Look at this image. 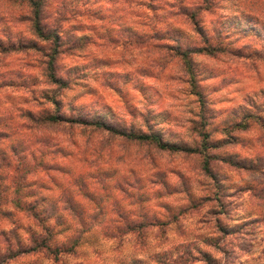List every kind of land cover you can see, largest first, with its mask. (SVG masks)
I'll use <instances>...</instances> for the list:
<instances>
[{
  "label": "rangeland",
  "instance_id": "rangeland-1",
  "mask_svg": "<svg viewBox=\"0 0 264 264\" xmlns=\"http://www.w3.org/2000/svg\"><path fill=\"white\" fill-rule=\"evenodd\" d=\"M45 4L61 36L56 82L27 2L0 0V45L18 49L0 51V264H264V0ZM205 45L224 50L194 52ZM92 120L181 148L207 134L211 174L201 154Z\"/></svg>",
  "mask_w": 264,
  "mask_h": 264
},
{
  "label": "trees",
  "instance_id": "trees-1",
  "mask_svg": "<svg viewBox=\"0 0 264 264\" xmlns=\"http://www.w3.org/2000/svg\"><path fill=\"white\" fill-rule=\"evenodd\" d=\"M27 2L28 9L29 11V28H30V33L36 37L37 39L43 40L45 42L50 43V49L49 51L45 54H42L43 51L40 50V48L37 47V44L35 41H31V45L29 49L33 50H38L42 54V60L44 63L45 67V75L50 79L51 82H56L58 81L55 74H54V60L56 59V54H58L59 48H60V40L61 36L59 32H57L56 29H50L48 28L45 24H43V13L45 9V1L46 0H23ZM209 5V3H207ZM187 15V14H185ZM194 15H191L190 18L194 20ZM195 27L197 24H193ZM197 32L200 33V30L197 29ZM206 41V40H205ZM207 43V41H206ZM25 47L23 48H28L27 44H24ZM17 48H14L13 46H6V47H1L0 45V51L3 54H9L10 52H15L17 51ZM224 49L220 48H213L209 45H205L203 47H199L196 50H194L195 53H206L207 55H213L215 52L221 53L223 52ZM226 52V50H225ZM178 54L182 57V59L185 61L187 68L190 69V61L187 60V53L185 52H178ZM237 55V54H236ZM240 58H243V55H237ZM196 95L199 97V102H202L201 100V93H196ZM33 115L27 113L26 118L29 119L32 123L38 124V125H61L64 123L65 120H62V117L59 116L58 114H52L48 115L46 113H40V116L38 118L32 117ZM83 125L87 126L94 131H105L108 134H110L112 137H118L121 139H126L132 142H137V143H144V144H150L157 149L161 151H174V152H184L185 154H201L203 156V161H202V168L206 174H211L209 170V162H210V156L205 152L207 149V144L208 143V137L207 134H201L202 141L200 144V147H191V148H181L178 145L170 144L168 142H165L161 139L159 135L156 133H143V132H133V131H124V130H118L113 126H110L109 124H106L102 121L98 120H92V121H83ZM1 133V132H0ZM211 148V147H210ZM220 161L225 162L231 166L242 168V169H252L251 166H239V164L236 161H233L231 158L230 160L226 159H220ZM35 210V211H34ZM27 211H32L33 212V217L37 219L38 221H41L42 217L39 212L34 209L32 206H27ZM43 221V219H42ZM50 238H44L40 244H37L39 248H43L47 251H51V245L49 244ZM74 246V243H73ZM71 246V247H73Z\"/></svg>",
  "mask_w": 264,
  "mask_h": 264
}]
</instances>
